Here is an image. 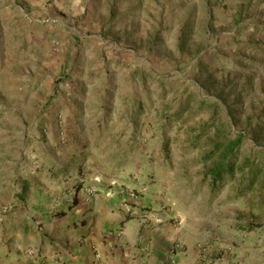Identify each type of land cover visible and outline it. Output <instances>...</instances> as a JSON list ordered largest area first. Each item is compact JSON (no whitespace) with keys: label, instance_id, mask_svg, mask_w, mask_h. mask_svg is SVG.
Instances as JSON below:
<instances>
[{"label":"rangeland","instance_id":"rangeland-1","mask_svg":"<svg viewBox=\"0 0 264 264\" xmlns=\"http://www.w3.org/2000/svg\"><path fill=\"white\" fill-rule=\"evenodd\" d=\"M97 1L87 17L64 18L0 0V159L10 168L24 150L37 159L50 132L66 148L62 109L95 100L93 79L109 80L113 128L106 114L97 128L123 148H144L140 177L153 199H168L158 207L171 209L170 222L182 218L200 255L264 263V0ZM86 38L99 40L98 54L80 59ZM238 134L232 174L213 183L215 145Z\"/></svg>","mask_w":264,"mask_h":264},{"label":"crops","instance_id":"crops-1","mask_svg":"<svg viewBox=\"0 0 264 264\" xmlns=\"http://www.w3.org/2000/svg\"><path fill=\"white\" fill-rule=\"evenodd\" d=\"M24 1L40 12L56 9L64 18L84 12L87 17L92 4L99 2ZM101 6L105 10L106 3ZM60 26L66 25L59 22L55 30ZM87 40H81L80 59L98 54L99 40ZM72 43L75 46L74 40ZM97 66L96 71L101 65ZM112 69L107 68L109 76ZM71 80L70 87L77 92V82ZM106 82H91L90 92L100 91L95 100L87 96L80 104L69 101L71 104L62 109L66 148L60 147L50 132L48 143L35 151L37 159L27 150L24 158L16 153L19 162L11 168L8 153L9 158L0 159V210L12 205L7 214L0 213V264H92L93 250L97 264H264L243 259L242 263H225L224 259L200 255L182 218L177 225L170 222L171 209L158 207L170 206L168 199L162 195L153 199L147 194L150 185L140 177L146 168L140 159L144 148H123L114 131L97 128L103 114L109 121L107 127L113 128L110 124L117 109L111 97L115 85ZM72 154L82 158L71 157L73 162H68ZM29 157L33 162L26 161ZM86 189L92 193L88 195ZM149 206L151 211L146 209Z\"/></svg>","mask_w":264,"mask_h":264},{"label":"trees","instance_id":"trees-1","mask_svg":"<svg viewBox=\"0 0 264 264\" xmlns=\"http://www.w3.org/2000/svg\"><path fill=\"white\" fill-rule=\"evenodd\" d=\"M243 136L238 134L232 139L221 141L215 145V151L221 152L220 163L209 171L208 176L211 177V181L222 180L227 174L231 175L233 167L235 165V157L238 148L241 145ZM244 166H249L245 164ZM213 185V184H212Z\"/></svg>","mask_w":264,"mask_h":264},{"label":"built area","instance_id":"built-area-1","mask_svg":"<svg viewBox=\"0 0 264 264\" xmlns=\"http://www.w3.org/2000/svg\"><path fill=\"white\" fill-rule=\"evenodd\" d=\"M62 119L58 121V139L62 142L64 140V134H63V125H62ZM85 192L90 195L92 191L90 189H86ZM11 205H4L1 207L0 213L2 215L7 214L11 210ZM98 263V255L97 253L93 250V261L92 264H97ZM172 264H178L177 261H172Z\"/></svg>","mask_w":264,"mask_h":264}]
</instances>
